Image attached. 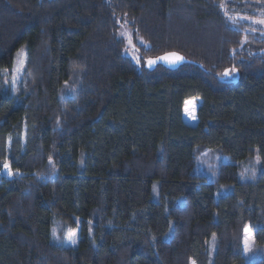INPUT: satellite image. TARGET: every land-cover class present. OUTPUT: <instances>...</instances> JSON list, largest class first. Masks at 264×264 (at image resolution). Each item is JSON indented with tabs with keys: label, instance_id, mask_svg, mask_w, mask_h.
<instances>
[{
	"label": "trees",
	"instance_id": "16d2710c",
	"mask_svg": "<svg viewBox=\"0 0 264 264\" xmlns=\"http://www.w3.org/2000/svg\"><path fill=\"white\" fill-rule=\"evenodd\" d=\"M252 19L264 0H0V264H264V31ZM124 25L148 44L140 66ZM169 53L185 62L149 63ZM204 153L220 160L203 168ZM57 226L62 239L79 229L76 247Z\"/></svg>",
	"mask_w": 264,
	"mask_h": 264
},
{
	"label": "rangeland",
	"instance_id": "374dc122",
	"mask_svg": "<svg viewBox=\"0 0 264 264\" xmlns=\"http://www.w3.org/2000/svg\"><path fill=\"white\" fill-rule=\"evenodd\" d=\"M259 20H264V19H252V20H248L247 22H250L251 24H253L257 29L264 31V25L257 23V21H259ZM119 35L125 41V44H126L125 54H126V56L130 57L138 66H140V64L142 62V60H141L142 56L138 50H139V47L140 48L148 47V44L146 43V41H144L142 38H139V37L135 38L134 32L127 25H124L120 28ZM26 60H27L26 49L22 48L19 50V52L17 54L12 74H11V76L8 77L9 83H11L13 89H16L21 82V78H22V75L24 72ZM7 74L8 73L6 72L5 75L7 76ZM201 103H202L201 99H191V100L185 102L184 109H183V117H184V120L186 121L187 124L192 125V126L197 125V123H198L197 111H198V108L200 107ZM219 160H220L219 156L214 157V155L204 153V155L202 157H200V166L204 168L207 166V164L213 165V161L215 163H217V161H219ZM260 162L261 161H260L259 157H256L254 160L250 161L248 165H246L248 167H245V170L247 172H249V168L252 166L259 168L261 165ZM6 165L8 167L4 166L2 173L7 178L11 179L14 177V174L12 171H11V175L8 174L10 167L8 164H6ZM60 229H61V227H59V226H57L54 229V237L56 239H58L59 241L65 242L69 246L76 247L78 244L79 238H80L79 229L72 230V229L67 228L64 231V238L63 239H62V236L59 235ZM246 230H245V238L246 237L249 238V241L252 245V250L251 251H245V256L248 260H253L254 257H256V255L261 252V250L255 245V242H253L254 238H253L252 232L249 229V227H247ZM73 232L75 233V236H73L72 239H69V234L73 233ZM244 250H245V245H244Z\"/></svg>",
	"mask_w": 264,
	"mask_h": 264
},
{
	"label": "water",
	"instance_id": "95a60500",
	"mask_svg": "<svg viewBox=\"0 0 264 264\" xmlns=\"http://www.w3.org/2000/svg\"><path fill=\"white\" fill-rule=\"evenodd\" d=\"M173 54H175V56L182 57V59L176 60ZM152 61H155V63H152V65L161 64L168 69L174 70V69H177L181 64L185 62V58L182 55L177 54V53H169V54L162 55Z\"/></svg>",
	"mask_w": 264,
	"mask_h": 264
},
{
	"label": "snow or ice",
	"instance_id": "6c2138e0",
	"mask_svg": "<svg viewBox=\"0 0 264 264\" xmlns=\"http://www.w3.org/2000/svg\"><path fill=\"white\" fill-rule=\"evenodd\" d=\"M257 23L264 25V20H259V21H257ZM173 56H175V54H173ZM175 59L176 60H180V59H182V57L175 56ZM149 63L150 64L151 63H155V61H149ZM227 74L228 73L226 72L225 75H227ZM5 167H8V166L5 165ZM8 174L11 175V170L10 169H9V173ZM73 236H75V233L74 232L73 233H70L69 234V239H72ZM244 245H245V251H251L252 250V245H251V243L249 241V238H247V237L245 238Z\"/></svg>",
	"mask_w": 264,
	"mask_h": 264
}]
</instances>
